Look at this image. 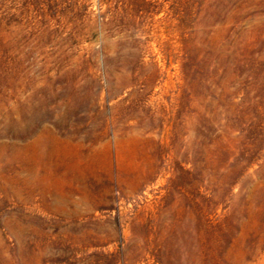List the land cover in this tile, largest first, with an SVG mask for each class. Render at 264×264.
<instances>
[{
    "label": "rangeland",
    "instance_id": "374dc122",
    "mask_svg": "<svg viewBox=\"0 0 264 264\" xmlns=\"http://www.w3.org/2000/svg\"><path fill=\"white\" fill-rule=\"evenodd\" d=\"M0 264H264V0H0Z\"/></svg>",
    "mask_w": 264,
    "mask_h": 264
}]
</instances>
